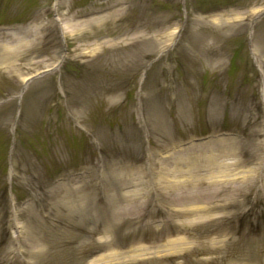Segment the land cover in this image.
<instances>
[{
	"label": "rangeland",
	"instance_id": "rangeland-1",
	"mask_svg": "<svg viewBox=\"0 0 264 264\" xmlns=\"http://www.w3.org/2000/svg\"><path fill=\"white\" fill-rule=\"evenodd\" d=\"M0 264H264V0H0Z\"/></svg>",
	"mask_w": 264,
	"mask_h": 264
},
{
	"label": "bare ground",
	"instance_id": "bare-ground-1",
	"mask_svg": "<svg viewBox=\"0 0 264 264\" xmlns=\"http://www.w3.org/2000/svg\"><path fill=\"white\" fill-rule=\"evenodd\" d=\"M116 5H119L118 3Z\"/></svg>",
	"mask_w": 264,
	"mask_h": 264
}]
</instances>
